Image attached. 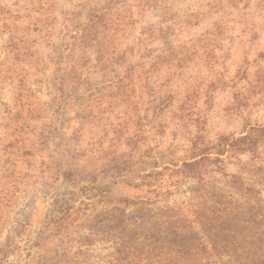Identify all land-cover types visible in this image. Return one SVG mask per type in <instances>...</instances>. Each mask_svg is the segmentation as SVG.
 Listing matches in <instances>:
<instances>
[{
  "label": "rangeland",
  "instance_id": "374dc122",
  "mask_svg": "<svg viewBox=\"0 0 264 264\" xmlns=\"http://www.w3.org/2000/svg\"><path fill=\"white\" fill-rule=\"evenodd\" d=\"M83 2L0 0V264H264V0Z\"/></svg>",
  "mask_w": 264,
  "mask_h": 264
},
{
  "label": "trees",
  "instance_id": "16d2710c",
  "mask_svg": "<svg viewBox=\"0 0 264 264\" xmlns=\"http://www.w3.org/2000/svg\"><path fill=\"white\" fill-rule=\"evenodd\" d=\"M52 0H48V2H51ZM85 2L79 3L83 10H89L90 13H88L86 16L88 20L91 22V24H88L85 29V38L84 42L86 44L89 43L90 37L94 36L97 38L98 43L96 45L98 46V51L101 56V60H110L109 58H106L105 56L109 52V45L114 42L123 32L126 33V30H131L135 27V23L139 22V19L135 18V15L138 14L139 17L143 18L147 16V12L149 10L150 6H154L156 3V0H139L137 6V9H135L134 5L128 8V2L129 0H84ZM232 5H236L237 0H228ZM145 20V19H144ZM90 29H95L98 34L92 33ZM134 30V29H133ZM159 30V29H158ZM161 30V29H160ZM145 32V31H143ZM155 32L154 28L149 27L148 32H146V35H150L148 38L143 39L140 37V41L136 43V45H142L143 52L139 53L140 57L147 58V56H150L152 54V51L149 49V46H151L152 42H155L158 37H153V33ZM128 33V32H127ZM83 38V37H82ZM146 40V41H145ZM88 42V43H87ZM92 43H89L90 46ZM116 51V48L114 49ZM155 62H159L158 59H156ZM104 63H102L103 65ZM145 66L143 63L138 64ZM133 67L128 68L129 71H132L134 69ZM126 77H117L110 80V83L120 82L124 83ZM245 142H251L252 144H257L253 142L252 137L250 135H245L243 137H240L236 142H230L227 143L230 147H235L239 145V143H245ZM224 151H218V154H223ZM204 159H208L209 162H213L214 160H219L218 158H212L211 155H203ZM220 158V157H219ZM197 163V162H196ZM196 163L190 162L186 163L188 166L192 167Z\"/></svg>",
  "mask_w": 264,
  "mask_h": 264
}]
</instances>
